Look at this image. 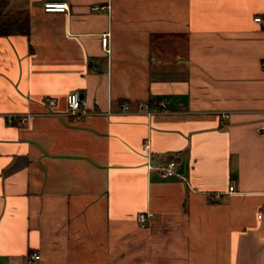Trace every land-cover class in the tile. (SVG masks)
<instances>
[{"label": "crops", "instance_id": "obj_1", "mask_svg": "<svg viewBox=\"0 0 264 264\" xmlns=\"http://www.w3.org/2000/svg\"><path fill=\"white\" fill-rule=\"evenodd\" d=\"M3 1L0 264H264V0Z\"/></svg>", "mask_w": 264, "mask_h": 264}, {"label": "built area", "instance_id": "obj_2", "mask_svg": "<svg viewBox=\"0 0 264 264\" xmlns=\"http://www.w3.org/2000/svg\"><path fill=\"white\" fill-rule=\"evenodd\" d=\"M108 6H98V7H93V10H104L107 9ZM42 9L44 12H65L68 7L67 4L65 2L62 1H44L42 3ZM255 22H261L262 19L260 17H255L253 19ZM101 46L108 51V42H109V38H108V34H104L101 36ZM55 103V99L54 98H46L45 99V104L47 106H53ZM162 108L164 107V104L161 105ZM123 109H127V106L124 104L122 106ZM66 109H67V114L73 117H79L81 115H85V108H84V102L83 99L80 95L79 92L74 91L69 93L66 96ZM221 117L223 119H227L228 115L227 114H221ZM28 118V115L26 117H21L19 120L22 123H26ZM256 131L259 134H264V123L260 126L257 127ZM141 151L145 154L148 153V146L146 142H143L140 146ZM160 176L163 178L166 177H172L174 175H176V162L174 160H169L166 163H164L163 165H160L159 167H157ZM235 189V183L234 180H231L229 186H228V192H233ZM262 215V210L259 211L258 213V217L260 218ZM151 216L150 213L148 212H139L136 214L135 220L137 222V224L139 225V227L143 228L146 226L147 221L149 219V217ZM39 255L33 254L31 256V259H38Z\"/></svg>", "mask_w": 264, "mask_h": 264}, {"label": "trees", "instance_id": "obj_3", "mask_svg": "<svg viewBox=\"0 0 264 264\" xmlns=\"http://www.w3.org/2000/svg\"><path fill=\"white\" fill-rule=\"evenodd\" d=\"M3 7H4V1L0 0V35L8 34L7 32L13 31L14 29H16L15 26L19 24L16 22L15 23L11 22L9 18L3 17L4 16L2 12ZM23 25H24L23 23L20 24L21 28Z\"/></svg>", "mask_w": 264, "mask_h": 264}]
</instances>
